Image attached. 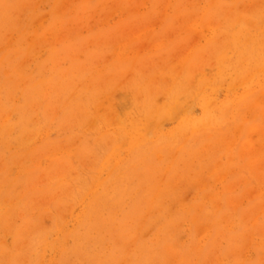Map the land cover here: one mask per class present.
<instances>
[{
  "label": "rangeland",
  "instance_id": "obj_1",
  "mask_svg": "<svg viewBox=\"0 0 264 264\" xmlns=\"http://www.w3.org/2000/svg\"><path fill=\"white\" fill-rule=\"evenodd\" d=\"M0 264H264V0H0Z\"/></svg>",
  "mask_w": 264,
  "mask_h": 264
}]
</instances>
